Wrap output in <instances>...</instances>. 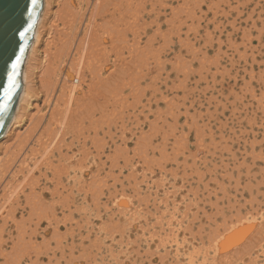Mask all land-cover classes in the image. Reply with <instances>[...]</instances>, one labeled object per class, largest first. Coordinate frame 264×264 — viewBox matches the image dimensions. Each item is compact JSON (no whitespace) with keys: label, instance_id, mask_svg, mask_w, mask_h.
I'll return each instance as SVG.
<instances>
[{"label":"rangeland","instance_id":"1","mask_svg":"<svg viewBox=\"0 0 264 264\" xmlns=\"http://www.w3.org/2000/svg\"><path fill=\"white\" fill-rule=\"evenodd\" d=\"M151 4L152 14L132 23L130 85L115 86L119 94L112 114L107 112L115 118L112 139L105 124L96 136L101 142L97 149L93 133L87 134L85 146L93 154L81 147L86 136L75 139V158L91 155L87 162L77 158L74 165L88 168L91 163L86 183L94 173L93 186L101 193L78 196L83 212H74L73 220L81 219V235L73 220L67 232L62 227L61 234L76 233L74 241L59 247L53 239L50 264H264V0ZM22 85L21 80V90ZM27 125H18L14 134ZM37 144L27 150L29 157L40 159L44 149ZM52 145L49 161L62 165ZM45 164L31 176L36 195L49 204L48 187L55 181L51 164ZM17 176L0 187V248L9 255L18 239L17 225H28V202L34 205L36 198L26 200L28 181L22 173ZM33 244L30 249L40 254L33 264H47L44 247Z\"/></svg>","mask_w":264,"mask_h":264},{"label":"bare ground","instance_id":"2","mask_svg":"<svg viewBox=\"0 0 264 264\" xmlns=\"http://www.w3.org/2000/svg\"><path fill=\"white\" fill-rule=\"evenodd\" d=\"M148 1L44 0V6L34 27L32 41L27 48L22 64L21 80L23 85L22 90L20 86L17 93L19 95L21 90L19 98L17 96L18 102L16 99L14 105L15 112H13L6 131L0 137V187L5 188L10 184L8 182L11 177L15 176L14 178H17V174L22 173L25 176L24 178L27 179L26 181H28V184L23 186L25 188L28 185L29 188L26 200L28 199L29 201L32 196L36 197L32 200H35V204L31 205L28 202L30 205L28 225H22V223L17 225L18 239L14 241V245L12 246L14 249L12 255L5 253L0 248V253L4 257V260L0 264H24L25 261H29L32 264L35 263L38 255L40 256V254L35 253L38 252V249L35 251L36 248H34V245L37 247L38 243L44 247L42 253L45 255L46 263L50 264L53 259L51 254V251L53 252L51 248L53 239L59 247L67 244L69 240L74 241L76 233L71 234V237H69L67 234H61L60 229L65 227L67 232L68 224L72 223L74 212L77 216L82 215L83 207L78 205L76 201L78 196L86 194L91 190L92 196L95 194L94 197H97L96 194L100 192L95 191L93 186L96 181L94 173L91 175L93 179L89 183H86L87 170L91 169V163L90 165L88 164V168L82 163L74 165L75 161L77 163L78 159L79 161L81 160L80 157H77L78 159L75 158L76 155L72 150L73 146H76L74 142L75 139L80 140L82 139L81 137L84 138L86 136L82 141L80 140L81 147H84L88 141H86V138H90L89 135L93 133V139H91L94 140L95 138L96 145L95 140L94 142L91 141L95 148L98 147L97 145L101 142H97L96 136L99 135V130L102 129V132L104 131V124L107 126L106 132L110 135L109 138L114 135L112 132V128H114L112 119L114 117L110 119V114H112L110 108L111 105L112 107L114 106L115 95L119 94L118 90L117 94H115V90L117 89L115 86L119 83L130 85L128 82L131 81L132 75L131 52L133 45L130 42V31L134 21L145 20L144 17L152 12L153 7L151 10L147 9ZM151 1L153 4V0ZM165 4L164 7L166 8ZM156 5L154 6L155 8ZM157 12L160 15V11L158 10ZM157 12L155 13L158 14ZM156 14L155 17H158ZM134 82L136 83V81ZM120 84L118 85L119 87H121ZM127 84L125 86H128ZM39 101L43 102L42 105H39ZM43 106L46 107L45 112L42 111ZM33 109L35 110L34 113H32ZM107 112H110V114H107ZM106 114L109 119L107 120L106 118L107 121L102 124L103 120L101 118L107 117ZM27 121L28 125L24 131L14 134L15 128L18 125H23V122L26 124ZM87 134L89 135L87 136ZM15 135L17 136L16 139H14L15 137L13 138ZM11 139L15 140L14 146L11 143L12 145L10 144L9 147L7 143ZM98 139L100 141V138ZM35 143H38L44 149V152H41L39 155L40 159H37L38 155H32L33 157L31 154L30 157L28 155L27 149ZM51 145L54 147L53 149H58V153L55 155L57 160L62 162V165L59 164L61 167L54 165V160L53 162L50 160L53 164L49 161L51 154L54 155L53 151L47 152ZM63 148H66V152ZM87 148L85 146L86 150ZM68 149L73 153L70 154ZM86 150L83 149L84 152L81 151L85 154ZM35 152L33 154L39 153ZM89 154L85 156L88 158ZM86 157L84 158L85 160ZM100 159L98 161L101 162ZM98 161L94 163L97 171L101 169L100 162ZM48 162H50L51 168H53L54 178L52 180L55 181L52 188L48 187V192L51 193V202L49 201V204L44 202L39 195H36L35 184L37 183L34 182V178L31 176L35 167L38 168L39 165L42 166L45 163L50 166ZM67 165H73L75 169L69 171L66 169ZM84 167L87 169H84ZM45 176L48 180L49 176L47 172L44 173ZM97 178L99 179V177ZM22 182H19L20 185H24L23 180ZM91 188L94 189L92 190ZM18 189L20 190V188ZM18 189L16 188V191ZM22 189L21 186V191L25 190ZM45 189H47L46 186ZM11 193L13 194L14 192ZM40 195L43 197L44 193ZM37 196H39V199H37ZM19 197L15 199V202L20 206ZM23 208L25 209V207ZM65 211L69 213L66 214ZM73 221H75L74 224L78 230V235H81L80 232L83 229L81 219L75 218ZM23 223H26V221L23 220ZM40 238L41 241L37 242ZM32 243H34V249H30Z\"/></svg>","mask_w":264,"mask_h":264},{"label":"water","instance_id":"3","mask_svg":"<svg viewBox=\"0 0 264 264\" xmlns=\"http://www.w3.org/2000/svg\"><path fill=\"white\" fill-rule=\"evenodd\" d=\"M42 0H37L32 7L31 0H0V104L4 103V88L7 87V77L11 72V64L17 56H21V63L16 76V87L12 98L8 101L7 111L0 113V137L6 131L14 112L17 93L21 84V69L34 27L39 17ZM31 24L32 27L28 28ZM22 39L20 32L25 31ZM24 51L21 55L20 48Z\"/></svg>","mask_w":264,"mask_h":264},{"label":"snow or ice","instance_id":"4","mask_svg":"<svg viewBox=\"0 0 264 264\" xmlns=\"http://www.w3.org/2000/svg\"><path fill=\"white\" fill-rule=\"evenodd\" d=\"M37 3V0H31L32 7L34 8ZM32 25L29 24L28 28H31ZM27 29L19 33L20 37L23 39L25 37ZM23 47L20 48L21 55L23 54ZM21 63V56H17L11 64V72L7 77V87L4 88V103L0 104V113L7 111L8 101L12 98L13 89L16 87V76L18 74L17 70L19 69Z\"/></svg>","mask_w":264,"mask_h":264}]
</instances>
